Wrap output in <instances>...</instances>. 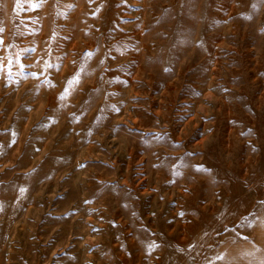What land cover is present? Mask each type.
Returning <instances> with one entry per match:
<instances>
[{
    "label": "rangeland",
    "instance_id": "rangeland-1",
    "mask_svg": "<svg viewBox=\"0 0 264 264\" xmlns=\"http://www.w3.org/2000/svg\"><path fill=\"white\" fill-rule=\"evenodd\" d=\"M0 264H264V0H0Z\"/></svg>",
    "mask_w": 264,
    "mask_h": 264
},
{
    "label": "snow or ice",
    "instance_id": "snow-or-ice-1",
    "mask_svg": "<svg viewBox=\"0 0 264 264\" xmlns=\"http://www.w3.org/2000/svg\"><path fill=\"white\" fill-rule=\"evenodd\" d=\"M181 215H183V213H181Z\"/></svg>",
    "mask_w": 264,
    "mask_h": 264
}]
</instances>
